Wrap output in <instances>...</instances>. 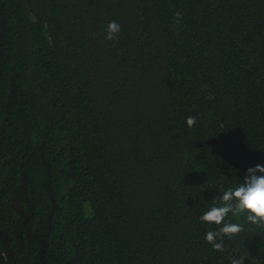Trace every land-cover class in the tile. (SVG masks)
<instances>
[{
  "label": "trees",
  "instance_id": "trees-1",
  "mask_svg": "<svg viewBox=\"0 0 264 264\" xmlns=\"http://www.w3.org/2000/svg\"><path fill=\"white\" fill-rule=\"evenodd\" d=\"M0 264H264V0H0Z\"/></svg>",
  "mask_w": 264,
  "mask_h": 264
}]
</instances>
